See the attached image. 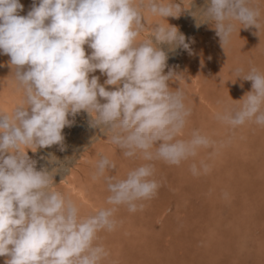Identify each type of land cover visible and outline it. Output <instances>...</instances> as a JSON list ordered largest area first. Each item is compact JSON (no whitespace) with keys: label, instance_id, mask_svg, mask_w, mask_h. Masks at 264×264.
<instances>
[{"label":"clouds","instance_id":"9594fccd","mask_svg":"<svg viewBox=\"0 0 264 264\" xmlns=\"http://www.w3.org/2000/svg\"><path fill=\"white\" fill-rule=\"evenodd\" d=\"M143 6L144 0L139 5L134 0H39L37 5L34 0L27 15H20L19 0H0V52L10 56L24 91L11 115L0 113V256L5 264H101L108 253L94 241L99 231L114 229L117 207L135 212L143 207L139 202L157 192L151 163L116 179L105 174L115 163L101 156L94 178L105 180L106 203L112 207L80 218L77 205L53 189L56 172L37 170L26 152L52 145L63 150L62 129L73 123L69 115L89 113L91 127L104 126L126 157L140 154L145 161L179 165L209 145L196 131L188 140L178 138L190 109L182 90L169 86L179 74L167 66L160 47L167 44L192 55L194 38L186 42L177 27L156 23L150 39L138 40ZM146 6L162 18L182 11L173 0H147ZM205 16L223 49L235 30L233 21L244 28L261 27L253 0H208ZM96 70L106 75L104 84L96 75L89 77ZM234 72L251 81V91L217 119L232 127L246 122L264 126V72L256 67ZM105 85L117 87L107 90ZM202 167L207 171V165ZM191 170L197 174L195 164Z\"/></svg>","mask_w":264,"mask_h":264},{"label":"rangeland","instance_id":"374dc122","mask_svg":"<svg viewBox=\"0 0 264 264\" xmlns=\"http://www.w3.org/2000/svg\"><path fill=\"white\" fill-rule=\"evenodd\" d=\"M19 2L23 5L19 14L27 15L34 0ZM134 2L139 5L141 0ZM173 3L181 4L179 16L162 18L151 13L144 0L140 9L144 29L138 40L150 39L156 23L177 27L186 42L194 38L192 55L179 47H160L168 56L167 66L179 74L169 86L182 90L190 109L178 138L188 140L196 131L208 138L209 145L179 165L145 161L140 154L126 157L110 142L104 126L91 127L93 117L81 110L74 117L69 115L72 126L62 129L63 150L52 145L26 149L27 155L36 162L37 170L56 172L53 189L77 205L80 218L112 207L106 203L110 193L105 180L94 178L101 156L115 163V169L105 174L116 179L142 164L154 166V178L159 182L155 196L139 202L143 207L135 212L118 206L114 229L97 233L94 244L108 253L101 264H264V126L246 122L232 127L217 119L218 113L238 107L251 91V81L236 78L234 69L247 72L256 67L264 72V0H253L261 12L259 30L233 21L235 30L224 49L215 28L204 22L208 0ZM91 51L88 47L86 55ZM9 61L10 56L0 52V113L11 115L23 101L24 91ZM92 75L101 84L107 79L99 70L89 77ZM105 87L114 90L117 86ZM233 136L243 141V151L235 148ZM193 164L197 174L191 170ZM202 165H207V171ZM0 264H5V257L0 256Z\"/></svg>","mask_w":264,"mask_h":264},{"label":"bare ground","instance_id":"6f19581e","mask_svg":"<svg viewBox=\"0 0 264 264\" xmlns=\"http://www.w3.org/2000/svg\"><path fill=\"white\" fill-rule=\"evenodd\" d=\"M256 6V5H255ZM84 48H85V50L88 48V46L87 45H84ZM87 54V53H86ZM226 96V95H225ZM247 123H245V125H246ZM223 140V139H222ZM222 142V141H221ZM233 144H234V146H235V148H238L239 150H241V151H243L244 149H245V146L243 145V141L242 140H240V139H238V138H236L235 136H233ZM226 144H225V142L223 141V143H222V147H224ZM244 148V149H243ZM238 151V150H237ZM214 239V238H213Z\"/></svg>","mask_w":264,"mask_h":264}]
</instances>
